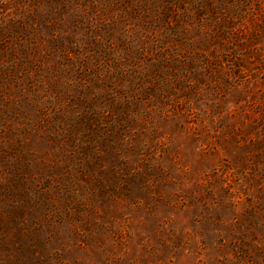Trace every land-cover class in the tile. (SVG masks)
Instances as JSON below:
<instances>
[{
  "label": "rangeland",
  "instance_id": "obj_1",
  "mask_svg": "<svg viewBox=\"0 0 264 264\" xmlns=\"http://www.w3.org/2000/svg\"><path fill=\"white\" fill-rule=\"evenodd\" d=\"M0 264H264V0H0Z\"/></svg>",
  "mask_w": 264,
  "mask_h": 264
}]
</instances>
